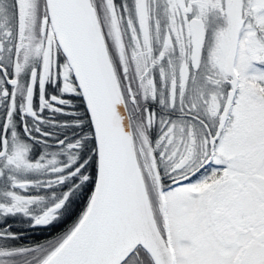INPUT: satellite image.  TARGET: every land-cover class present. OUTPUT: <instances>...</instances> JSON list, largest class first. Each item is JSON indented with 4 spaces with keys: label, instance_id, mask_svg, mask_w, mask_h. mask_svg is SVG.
<instances>
[{
    "label": "snow or ice",
    "instance_id": "obj_1",
    "mask_svg": "<svg viewBox=\"0 0 264 264\" xmlns=\"http://www.w3.org/2000/svg\"><path fill=\"white\" fill-rule=\"evenodd\" d=\"M0 264H264V0H0Z\"/></svg>",
    "mask_w": 264,
    "mask_h": 264
}]
</instances>
